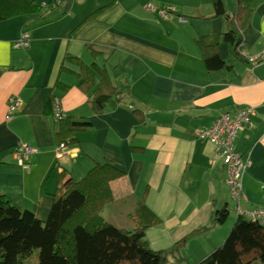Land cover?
Returning <instances> with one entry per match:
<instances>
[{
  "label": "crops",
  "instance_id": "crops-1",
  "mask_svg": "<svg viewBox=\"0 0 264 264\" xmlns=\"http://www.w3.org/2000/svg\"><path fill=\"white\" fill-rule=\"evenodd\" d=\"M239 1L224 0L226 15L216 17L212 0H59L43 17L0 21V195L44 222L62 173L80 181L108 163L124 175L111 183L114 200L104 218L132 230L144 202L160 221L146 230L154 251L171 248L227 208V223L190 241L181 264L207 257L238 219L224 162L214 144L196 135L221 112L254 108L235 147L249 159L243 206L264 207V0H248L254 10L240 34L241 59L224 40ZM148 4L158 11L171 7L173 19L147 11ZM24 30L30 45L16 49ZM214 36L226 67L210 71L198 40ZM249 57H257L256 65ZM91 64L106 69L122 90L121 100L102 112L93 105L98 80L84 87L82 74ZM12 96L22 107L7 120ZM49 101H58L66 117L91 123L74 132L61 159ZM19 143L38 150L29 170L16 162Z\"/></svg>",
  "mask_w": 264,
  "mask_h": 264
},
{
  "label": "trees",
  "instance_id": "trees-1",
  "mask_svg": "<svg viewBox=\"0 0 264 264\" xmlns=\"http://www.w3.org/2000/svg\"><path fill=\"white\" fill-rule=\"evenodd\" d=\"M212 1L216 17H224V0ZM58 4L59 0H0V21L22 16L43 17ZM253 10L252 2L240 0L231 20L232 28L224 34V40L233 45L232 53L238 59L242 58L240 34ZM24 33H29L31 40L28 30H24L20 38ZM219 37L198 40L210 71L226 67L217 54ZM83 75L86 90L92 89L96 80L99 82L93 99L96 111L102 112L106 106L121 100L122 90L113 83L106 69L91 64ZM56 103L59 102L49 101L46 107L58 125L57 144L68 145L75 141L76 130L87 129L91 123L66 117L65 113L63 119L57 120ZM123 175L108 163L95 165L80 181L62 173L55 202L44 222L34 211L20 209L8 197L0 195V264H26L35 250L38 255L34 264H169L171 258L174 264H181L186 260L183 250L190 241L223 225L230 216L227 208L218 209L208 226L192 232L167 250L154 251L146 239V230L160 221L151 215L144 202L134 215L136 227L132 230L118 228L103 216L107 205L114 200L111 183ZM197 264H264V225L238 216L221 245Z\"/></svg>",
  "mask_w": 264,
  "mask_h": 264
},
{
  "label": "built area",
  "instance_id": "built-area-1",
  "mask_svg": "<svg viewBox=\"0 0 264 264\" xmlns=\"http://www.w3.org/2000/svg\"><path fill=\"white\" fill-rule=\"evenodd\" d=\"M149 12H156L153 4L146 7ZM171 7H164L157 10L159 16L172 20L174 17ZM182 20V19H181ZM184 21V20H182ZM30 35L24 33L19 41L15 43L16 48H26L29 46ZM257 57H249L250 63L254 65ZM22 107V100L17 96L8 99V110L6 119L11 120L15 117L18 110ZM254 108L247 106L241 107L236 112H221L215 118L214 123L197 131V138L214 144L219 156L222 158L226 170V185L229 189L230 196L235 202V211L238 216L259 221L264 225V207L247 209L243 203L247 201L244 194V175L249 165V159L241 152L236 150L235 139L238 132L246 125L251 124ZM64 117V111L59 103L55 104V118L61 120ZM66 144L62 143L56 148V158L61 159L64 156ZM38 150L26 143H19L16 146L14 156L16 162L24 168L29 169L31 157L37 154Z\"/></svg>",
  "mask_w": 264,
  "mask_h": 264
},
{
  "label": "rangeland",
  "instance_id": "rangeland-1",
  "mask_svg": "<svg viewBox=\"0 0 264 264\" xmlns=\"http://www.w3.org/2000/svg\"><path fill=\"white\" fill-rule=\"evenodd\" d=\"M233 213V212H232ZM232 215V214H231ZM230 217V216H229ZM227 223V222H226ZM232 227H233V225H232ZM231 227V228H232ZM231 228H230V230H231ZM229 230V231H230ZM227 237V236H226ZM37 255H38V250H35L34 252H33V254H32V259L30 260V261H27V263L26 264H34L35 263V261L37 260Z\"/></svg>",
  "mask_w": 264,
  "mask_h": 264
}]
</instances>
